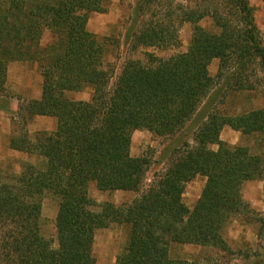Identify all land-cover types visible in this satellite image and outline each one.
Segmentation results:
<instances>
[{
	"label": "trees",
	"instance_id": "1",
	"mask_svg": "<svg viewBox=\"0 0 264 264\" xmlns=\"http://www.w3.org/2000/svg\"><path fill=\"white\" fill-rule=\"evenodd\" d=\"M236 1L245 14L243 29L224 21L220 32L212 33L198 25L203 16L186 12V22L193 24L188 52L153 58L149 65L129 61L111 91L106 44L87 29L90 15L108 13L111 0H0V93L11 63H37L42 98L29 102L26 112L29 118L57 121L52 135L33 138L20 131L11 139L12 150L36 157L38 163L24 162L20 174L0 178V264H97L92 245L97 232L111 224L130 228L116 264H194L171 258L178 245L228 250L224 229L244 207L243 185L264 178V157L230 146L221 134L230 127L264 141V109L238 116L210 111L198 127L195 145L187 144L147 190L150 161L132 157L131 145L139 130L158 137L184 130L218 78L228 86L235 81L234 90H250V68L257 64L264 73V45L253 10L248 0ZM46 33L52 41L43 47ZM135 41L167 49L179 44L178 30L147 23ZM216 59L220 65L212 77ZM88 88L93 91L90 101L68 97ZM198 176L206 183L190 209L184 194ZM92 184L101 192L140 196L131 204L107 203L94 212ZM48 194L59 199L55 246L43 234Z\"/></svg>",
	"mask_w": 264,
	"mask_h": 264
},
{
	"label": "rangeland",
	"instance_id": "2",
	"mask_svg": "<svg viewBox=\"0 0 264 264\" xmlns=\"http://www.w3.org/2000/svg\"><path fill=\"white\" fill-rule=\"evenodd\" d=\"M248 3L253 10V20L264 45V0H248ZM186 12L196 17L203 16L198 25L212 33L220 32L219 23L224 21L238 29L244 27L245 14L236 0H111L108 13L90 15L88 31L104 39L106 44L105 62L113 73L109 86L111 91L129 61H141L149 65L153 58L167 60L188 52L193 38V24L186 22ZM151 22L166 23L168 27L176 28L179 44L167 49L138 46L136 35ZM51 41V35L46 33L41 45L45 47ZM11 64V69L8 68L11 77L8 80L7 76L6 88L0 93V178L4 179L11 174H20L24 162L38 163L36 157L23 152L21 155L8 152L12 137L20 131L28 132L33 138L43 133L52 135L57 129L56 119H40L38 116L29 118L26 112L35 90L40 86L42 88L43 78L38 64ZM219 65V59L212 62V77L217 76ZM224 71H231V66ZM247 73L246 87L250 90H234L235 81L228 86L224 78H218L216 88L200 107L197 117L175 136L158 137L145 130L133 133L132 157H144L150 161L144 190L153 184L155 178L164 174L187 144L191 147L195 145L194 137L198 127L210 111L238 116L264 109V73L257 64ZM92 96L93 91L90 88L68 94L75 101H90ZM10 108L14 110L10 111ZM3 123L7 125L5 131L2 130ZM221 140L233 147H247L252 154L264 157V141L256 136H245L225 127ZM210 148L218 149L216 146ZM205 183L206 179L198 176L187 184L184 202L190 209L201 197ZM241 193L244 207L231 216L223 232L228 244L227 251L215 247L178 245L172 247L171 258L194 264H261L264 259V178L246 182ZM89 196L96 205L93 211L100 212L101 206L107 203L115 206L128 205L140 195L123 191L101 192L92 184L89 187ZM58 210L59 199L46 195L43 202V216L46 221L43 234L54 246ZM129 233V226L120 224H111L108 228L99 230L92 245L97 264H116L117 256L127 244Z\"/></svg>",
	"mask_w": 264,
	"mask_h": 264
},
{
	"label": "crops",
	"instance_id": "3",
	"mask_svg": "<svg viewBox=\"0 0 264 264\" xmlns=\"http://www.w3.org/2000/svg\"><path fill=\"white\" fill-rule=\"evenodd\" d=\"M11 66H12V64L10 65V69H11ZM10 72L11 71H9L8 70V74H7V76H8V80H9V78L11 77V75H10ZM10 85H11V83H9ZM9 86V85H8ZM41 98H42V88H41V86L37 89V90H35V92H34V97H32V101H39V100H41ZM14 109L13 108H10V111H13ZM38 117H40V119H42V118H45V117H42V116H38ZM54 119V118H53ZM6 124L5 123H3V128H2V130L3 131H5L6 129ZM7 133V132H6ZM8 147H9V144H8ZM8 152H12V153H14V154H16V155H21L22 153L21 152H18V151H15V150H11L10 148H9V151Z\"/></svg>",
	"mask_w": 264,
	"mask_h": 264
}]
</instances>
